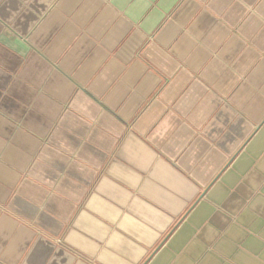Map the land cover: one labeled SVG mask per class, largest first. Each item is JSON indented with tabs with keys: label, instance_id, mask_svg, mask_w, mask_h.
Listing matches in <instances>:
<instances>
[{
	"label": "crops",
	"instance_id": "obj_1",
	"mask_svg": "<svg viewBox=\"0 0 264 264\" xmlns=\"http://www.w3.org/2000/svg\"><path fill=\"white\" fill-rule=\"evenodd\" d=\"M0 264H264V0H0Z\"/></svg>",
	"mask_w": 264,
	"mask_h": 264
},
{
	"label": "water",
	"instance_id": "obj_2",
	"mask_svg": "<svg viewBox=\"0 0 264 264\" xmlns=\"http://www.w3.org/2000/svg\"><path fill=\"white\" fill-rule=\"evenodd\" d=\"M156 252V250L153 252V253H155ZM153 255V254H152Z\"/></svg>",
	"mask_w": 264,
	"mask_h": 264
}]
</instances>
